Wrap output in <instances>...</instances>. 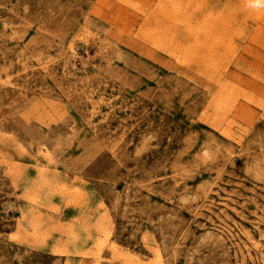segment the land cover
<instances>
[{"label": "rangeland", "instance_id": "obj_1", "mask_svg": "<svg viewBox=\"0 0 264 264\" xmlns=\"http://www.w3.org/2000/svg\"><path fill=\"white\" fill-rule=\"evenodd\" d=\"M0 264H264V0H0Z\"/></svg>", "mask_w": 264, "mask_h": 264}]
</instances>
